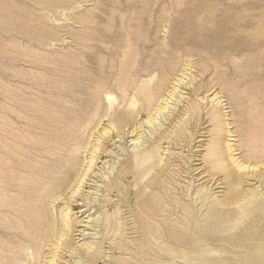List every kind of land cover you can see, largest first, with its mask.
Here are the masks:
<instances>
[{"label": "rangeland", "instance_id": "obj_1", "mask_svg": "<svg viewBox=\"0 0 264 264\" xmlns=\"http://www.w3.org/2000/svg\"><path fill=\"white\" fill-rule=\"evenodd\" d=\"M148 82L158 97L141 92ZM172 87L181 90L180 108L151 132L145 121L172 106ZM134 127L143 133L139 143L154 148L148 159L122 155L116 164L119 179L106 193L112 203L98 210L100 250L90 264H264V0H0L3 168L15 158L31 163L24 146L55 145L67 130L80 164L100 142L96 167L111 166L137 139L120 142L116 133ZM216 148L222 155L212 158ZM195 168L213 177L193 182ZM9 194L2 193L4 208L30 210L22 220L0 215V254L15 264H48L64 239L65 203L51 208ZM190 194L206 199L208 213L219 207L223 219L201 217ZM70 209L83 230L76 222L88 213ZM73 235L57 264L77 262L69 252L84 241Z\"/></svg>", "mask_w": 264, "mask_h": 264}, {"label": "bare ground", "instance_id": "obj_2", "mask_svg": "<svg viewBox=\"0 0 264 264\" xmlns=\"http://www.w3.org/2000/svg\"><path fill=\"white\" fill-rule=\"evenodd\" d=\"M178 80H181V79H178ZM149 84H150L149 82L142 83L141 92L144 95H146L148 98H152L154 95L155 97L157 95L159 96L157 89H155V87H153L152 85L150 86ZM185 87L187 86L186 85L182 86V89L186 90ZM178 93L179 91L173 88L172 91H170V93L167 94L168 98L172 102V106L169 107L168 105L169 102H166L165 107H163L162 109H157V111L155 110L156 113L154 115L155 118L154 119L152 118L153 120H149L147 122L145 121L147 125L152 126L150 130L151 132L160 131V129H162L161 123L165 122L166 120L168 121L172 120L171 116L172 115L174 116V111L176 110L178 111L182 103L181 99L183 100V98H180ZM180 93H181V90H180ZM99 96H100L99 98L102 101L104 100L106 101V103L112 104L113 97L111 95L102 94ZM177 98H180V99H177ZM130 105L134 107L135 103L132 102L130 103ZM111 107L112 106H110V108ZM213 109L214 111L218 112L220 109V106H218L217 104V106H214ZM211 119H216V118H211ZM155 121H159V122L155 123ZM218 123H219V120L216 121V124ZM201 129L203 130V128ZM198 132L199 134H201L202 131L200 132L198 130L196 137H206L203 135L198 136L199 135ZM142 134L139 130V127H134L131 130L129 129V130L123 131L122 133H116V137H119L118 141L120 142L124 140L125 137L126 138L137 137V139L129 141L130 143L132 142L130 146H128V147L132 146L131 150L125 147V149L123 150L124 153L122 151L123 154L121 153L118 155L117 154L113 155L111 152L110 155H113V158L116 160V162L115 163L111 162L112 165L110 166L109 164L107 167L105 166L106 163H103L100 169L99 168L97 169L96 167L97 163H99L98 161L103 157L102 156L103 152L100 151L101 150L100 142L96 146H94L93 149H86L84 151V153H86V157L84 161L85 160L86 161L80 164L81 161H78L79 158L77 159V155L75 152L77 148L74 147L75 144L72 143L73 142L72 137L69 136L71 135V131L69 132V130H67L64 133H61L62 137H59V138L54 137L55 145L54 144H52L51 146L44 145V146H40V148L38 147L35 148L33 146H29V147L24 146L28 150L29 148L31 149V151H29L28 154H25L27 155V157L31 159L30 160L31 163L29 164L21 163L18 161V159L15 158V159H12L9 165L5 166L4 168L0 165V215L3 213V211H7V212H10L11 214L18 216L19 219L22 220L21 217L25 216V214L28 215V213L26 212L30 210L29 209L30 205L26 206L27 208L24 209L26 210V212H24V210H20L19 207L14 206L15 204L8 205L7 208H4L2 204V199L5 197V195H2L3 192H6L10 199H12V196L9 193L13 192V193L21 194L22 196L26 198L31 197L32 200L39 199L41 201H46L49 206L52 205L51 208H53V205H57V203H61V202L65 203L67 213L65 214L66 218L65 219L63 218V221H62L63 226H64V234H63L64 239L60 238L58 242L55 245H53L52 247L53 249L51 250L52 251L51 258L48 264L58 263V262L56 263V261L58 257H60V254H62V251L66 252L67 242H68L67 238L68 237L71 238L72 234L79 236V238H82L80 240L84 241L80 245H76L75 248L69 252V256L77 258V262L75 264H90L94 262L95 259L97 260L98 251L100 250L99 248L100 245H98V242H100L101 240L100 232L102 231V224H103L102 218L100 214L98 213V210L99 208L108 207L110 203H112L111 200L107 198V194L112 190V185H114L116 183V180L119 179L118 175L121 171V166H120L121 164L119 165L118 170H116V164L118 163V161L120 162V161L125 160V159L122 160V155H124L126 158L133 159L139 162L145 159H148L150 157L149 152L152 151V149L154 148V146H152L151 141L149 142L147 140H144V142L142 141V143H139L138 140L142 139L143 137ZM164 134L165 133H161L160 135H158V137H163ZM55 139H57V141ZM144 144H148V145L143 146ZM221 155H222V152H221V149L219 148H216L215 150L211 151L212 158H218ZM198 169L199 168H195L193 170L196 172L192 174L194 177L193 182H199L203 178L213 177V175L211 174L210 175L206 174L207 171L203 170L199 172ZM11 173L21 174L22 176L26 177L25 178L26 181H20L19 179L12 177L13 174ZM2 175H4L3 178H2ZM233 180L234 179H232V181ZM98 183H100L101 185H97ZM215 184L217 188L222 189V187L220 186L221 183H218V181H215ZM93 188L94 190L91 192L89 191L84 192L85 189L91 190ZM211 195H213V193H211ZM190 200H192L193 204H196L195 206L204 208L201 212V217H205L207 219H214L217 222H220V220L223 219V216L221 215L223 213L218 211L219 207H214L213 211L208 213L207 205L203 204V201L206 199L202 200L201 196L197 194H190ZM13 202H17V201L13 200ZM206 202L207 201H205L204 203ZM211 202H212V199L208 197L207 204H211ZM217 204L219 206V203ZM70 206L81 207L82 209L78 212L81 215H85L86 213H88L84 217V219L82 218L80 221L76 222V223H80V222L85 223L83 230L77 231L75 229L76 226L74 222L71 220L70 217H68L69 213L71 212ZM226 215L228 214H225L224 216L226 217ZM123 219L121 220L123 221ZM85 230H91L93 232L92 234H90V233H87ZM5 231L11 234H18L17 228L16 229L6 228ZM8 245L10 244H7V246ZM13 262H15V260L12 259V257L9 256V254L7 255L0 254V264H15Z\"/></svg>", "mask_w": 264, "mask_h": 264}]
</instances>
